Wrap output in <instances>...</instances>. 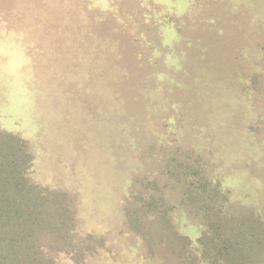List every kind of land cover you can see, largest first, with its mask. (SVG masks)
<instances>
[{
    "label": "rangeland",
    "instance_id": "374dc122",
    "mask_svg": "<svg viewBox=\"0 0 264 264\" xmlns=\"http://www.w3.org/2000/svg\"><path fill=\"white\" fill-rule=\"evenodd\" d=\"M0 131L64 194L58 264H181L197 207L264 221V0H0Z\"/></svg>",
    "mask_w": 264,
    "mask_h": 264
},
{
    "label": "trees",
    "instance_id": "16d2710c",
    "mask_svg": "<svg viewBox=\"0 0 264 264\" xmlns=\"http://www.w3.org/2000/svg\"><path fill=\"white\" fill-rule=\"evenodd\" d=\"M33 159L23 139L0 131V264H58L53 255L60 251L55 239H66L72 230L66 229L64 194L31 181ZM203 188L197 192L202 199ZM153 198L149 196L148 204ZM207 205L197 207L205 232L196 248L183 237L181 264H264V221L253 211ZM169 212L163 209L161 216L171 227Z\"/></svg>",
    "mask_w": 264,
    "mask_h": 264
}]
</instances>
